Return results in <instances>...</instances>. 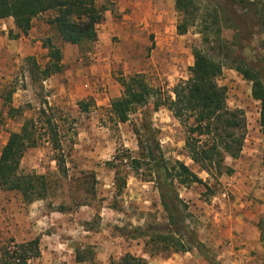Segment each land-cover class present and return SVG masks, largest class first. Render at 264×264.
<instances>
[{"label": "rangeland", "instance_id": "374dc122", "mask_svg": "<svg viewBox=\"0 0 264 264\" xmlns=\"http://www.w3.org/2000/svg\"><path fill=\"white\" fill-rule=\"evenodd\" d=\"M94 1L102 16L98 25L103 26L99 35L96 26L98 49L95 43L62 42L47 23L52 12L34 18L26 35L0 22V152L9 135L46 103L54 113L67 169L58 172L46 142L24 153L19 169L44 175L49 186L45 198L31 203L0 189V250L10 238L24 243L38 237L40 256L30 264H110L126 253L140 257L149 239L169 235L155 185L129 173L125 189L116 196L114 172L107 164L117 149L136 152L132 127L144 119L158 131L168 164L181 162L202 181L189 187L175 184L194 235H208L210 228L211 235H251L250 240L264 249V133L251 83L230 68V60L217 78L226 89L227 107L243 111L246 134L239 157L224 159L233 173L213 180L189 160L184 150L186 127L165 107L155 110V97L132 112L126 123L111 112L122 96L120 77L139 74L165 100L173 98V87L189 77L196 50L216 57L202 43L198 18L186 34L177 35L181 18L175 0ZM204 1L196 2L199 15ZM254 31L248 43L261 50L264 32ZM48 39L61 51V71L44 79L50 63L44 47ZM222 39L231 42L233 33L224 29ZM248 51L246 55H253ZM88 173L95 175L94 195L83 184ZM73 200L87 205L75 206ZM60 207L65 211L59 212ZM208 255L215 260L210 249Z\"/></svg>", "mask_w": 264, "mask_h": 264}, {"label": "trees", "instance_id": "16d2710c", "mask_svg": "<svg viewBox=\"0 0 264 264\" xmlns=\"http://www.w3.org/2000/svg\"><path fill=\"white\" fill-rule=\"evenodd\" d=\"M199 0H175V10L181 20L176 25L177 35H184L198 18L202 43L210 46L216 57L203 49L193 53V64L189 77L181 80L173 89V98L163 100L153 91L139 74L120 77L122 87L120 102L111 109L120 123L129 121L132 112L144 107L155 97L154 109L165 107L173 117L186 127L187 138L184 150L189 160L213 180L222 175H231L233 170L224 164V159H237L242 151L246 129L245 116L241 109L227 107L226 89L219 86L217 78L222 74L225 62L251 83V96L260 104V127L264 133V43L261 50L252 48L248 37L264 32V0H205L199 14ZM195 7V8H194ZM199 8H201L199 6ZM52 12L48 20L59 39L64 43L80 45L97 40L96 26L102 16L94 0H0V20H13L14 27L26 35L37 16ZM233 33V40L222 39L223 30ZM257 33V32H256ZM44 47L49 51L50 63L43 71L44 79L61 71V51L48 39ZM250 50L253 55H246ZM249 52V51H248ZM224 60V61H223ZM137 150L117 149L108 166L113 170L115 195L119 196L126 187L129 173L142 181L152 182L159 192L161 206L166 213L169 235L151 238L144 243V253L149 257L186 253L195 249L209 264H219L208 255V250L198 241L186 224L187 207L180 199L175 184L189 187L202 184L201 179L181 162L170 166L164 157L157 139L158 131L147 119L134 124ZM48 143L54 153L57 170L64 174L66 163L62 150L54 113L46 103L34 118L25 119L18 132L11 133L0 152V189L18 193L25 203L45 198L49 182L44 175L24 173L19 169L24 153L31 148ZM90 192L94 195L96 179L94 173L87 174ZM73 181L76 179H72ZM75 206L87 205L73 200ZM60 207L59 212H64ZM261 229V228H260ZM264 244V235H261ZM40 256L39 238L16 243L7 240L0 250V264H30ZM78 261V259H77ZM110 264H147L141 257L129 253Z\"/></svg>", "mask_w": 264, "mask_h": 264}, {"label": "crops", "instance_id": "0c3cea01", "mask_svg": "<svg viewBox=\"0 0 264 264\" xmlns=\"http://www.w3.org/2000/svg\"><path fill=\"white\" fill-rule=\"evenodd\" d=\"M2 21H7L9 25L11 24L10 28H14L11 18L0 20V22ZM102 27V24L97 26L98 35V28ZM94 43L95 48H100L101 45L97 40ZM97 53L99 55L96 56L99 60L100 51ZM207 233L208 235H196L197 239L207 250H211L215 256V261L219 264H264V249L261 248L260 243L255 244L250 240L251 235H219L217 233L211 235L210 233H213L211 228ZM46 238L50 239L49 237ZM140 257L147 260V264H209L195 249L183 254L171 253L165 256L159 254L153 257H149L144 251H141Z\"/></svg>", "mask_w": 264, "mask_h": 264}]
</instances>
